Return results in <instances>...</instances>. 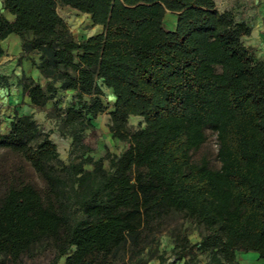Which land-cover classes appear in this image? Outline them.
<instances>
[{
	"label": "trees",
	"instance_id": "16d2710c",
	"mask_svg": "<svg viewBox=\"0 0 264 264\" xmlns=\"http://www.w3.org/2000/svg\"><path fill=\"white\" fill-rule=\"evenodd\" d=\"M58 2L90 15L99 34L76 41ZM15 16L0 14V42L15 34L46 54L43 66L60 71L80 108L67 112L72 128L91 125L106 109L103 87L115 96L110 131L130 141L119 156L107 154L94 169L84 162L57 164L55 144L37 146L39 129L28 116L0 132V148L29 162L45 182L12 183L0 201V255L18 260L41 241L57 249L51 264H117V250L170 210L203 224L198 245L209 264H238V252H255L264 264V60L241 41L251 29L236 23L216 0H4ZM176 26L165 28V17ZM2 49L0 48V53ZM72 70L75 75L68 71ZM35 106L50 99L26 78ZM95 98L84 101V96ZM130 116L146 126L132 132ZM217 135L219 168L192 153ZM74 143H80L78 132ZM79 206L83 218L74 217Z\"/></svg>",
	"mask_w": 264,
	"mask_h": 264
},
{
	"label": "rangeland",
	"instance_id": "374dc122",
	"mask_svg": "<svg viewBox=\"0 0 264 264\" xmlns=\"http://www.w3.org/2000/svg\"><path fill=\"white\" fill-rule=\"evenodd\" d=\"M219 11H230L236 23L244 22L251 31L241 37L244 45L251 48L257 60H264V0H216ZM57 11L66 22L72 37L80 42L90 36L103 31L102 27L94 26L87 14L75 11L73 8L58 2ZM12 17L5 9L4 3L0 7V14ZM5 16V15H4ZM173 18L176 15L168 12L165 17V28L172 30ZM12 35V34H10ZM8 35L0 42V132L9 134L13 120L28 116L39 129V134L31 144L37 146L47 140L55 144L58 157L57 164L70 162H84V169L92 171L94 165L87 161L91 157L94 161L103 159V166L109 170L111 162L106 158L121 155L129 146L130 141L116 139L110 131L111 112L114 110L115 96L108 88L103 87L104 94L100 96L104 106L103 113L92 119L91 125L84 128H72L66 123L67 112L71 108H80L76 92L64 88L61 73L54 68L45 69L43 63L49 59L46 54L32 49L27 44L31 35L25 40L19 36ZM75 75L72 70L63 69ZM26 78L38 83L50 99L43 106L31 103L28 94L23 89ZM95 98L84 96V101L90 103ZM128 126L132 132L146 126L140 116H130ZM77 131L80 143H74L73 133ZM205 143L192 153L193 161L206 158L211 167L219 168L217 158V135L212 130L206 131ZM28 182L37 189L43 190L45 182L34 170L33 166L20 155L0 148V201L4 197L8 186L12 183ZM74 217L83 218L81 208L72 207ZM207 230L200 224L177 210H170L161 217L149 222L138 236L130 237L117 250L115 262L117 264H209L212 254L201 252L198 245L203 240ZM67 252L59 263L64 264ZM238 264H260L255 252H238ZM57 257V249L50 240L34 244L30 250L18 260L0 255V264H51Z\"/></svg>",
	"mask_w": 264,
	"mask_h": 264
},
{
	"label": "crops",
	"instance_id": "0c3cea01",
	"mask_svg": "<svg viewBox=\"0 0 264 264\" xmlns=\"http://www.w3.org/2000/svg\"><path fill=\"white\" fill-rule=\"evenodd\" d=\"M3 3H4V0H0V7L3 5ZM75 11H77V12H79L78 10H76V9H74ZM10 13V12H9ZM3 14L5 15V17L9 20V21H14V19H15V16L14 15H12L11 13H10V15L12 16L11 18L12 19H10V17L9 16H7V14H6V12H3ZM167 15V14H166ZM87 16H89L90 17V15H88L87 14ZM175 18H173V20H174ZM90 21H91V19H90ZM92 22V21H91ZM172 28L174 29L175 28V26H176V20H174V22H173V24H172ZM101 27V26H100ZM102 29H103V27H102ZM10 37H16V35L15 34H12V35H10Z\"/></svg>",
	"mask_w": 264,
	"mask_h": 264
},
{
	"label": "clouds",
	"instance_id": "9594fccd",
	"mask_svg": "<svg viewBox=\"0 0 264 264\" xmlns=\"http://www.w3.org/2000/svg\"><path fill=\"white\" fill-rule=\"evenodd\" d=\"M10 19H12V18L10 17Z\"/></svg>",
	"mask_w": 264,
	"mask_h": 264
}]
</instances>
